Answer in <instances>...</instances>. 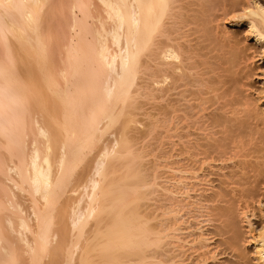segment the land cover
Wrapping results in <instances>:
<instances>
[{"label": "bare ground", "instance_id": "1", "mask_svg": "<svg viewBox=\"0 0 264 264\" xmlns=\"http://www.w3.org/2000/svg\"><path fill=\"white\" fill-rule=\"evenodd\" d=\"M186 2L0 0V264H156L164 237L174 252L187 243L198 252L188 262L169 254L170 264H264V68L251 62L254 44L219 22L246 20L264 59V0ZM187 8L199 15V53L190 39L176 42L193 23L185 18L192 11L181 13ZM181 16L187 24L179 27ZM196 53L199 176L188 178L199 179L197 232L182 227L180 213L194 198L186 184L178 196V180L172 188L158 182V157L152 167L142 162L151 152L139 138L154 123L150 132L137 124L146 100L187 84ZM156 191L172 200H159V225L146 199L165 198Z\"/></svg>", "mask_w": 264, "mask_h": 264}, {"label": "rangeland", "instance_id": "2", "mask_svg": "<svg viewBox=\"0 0 264 264\" xmlns=\"http://www.w3.org/2000/svg\"><path fill=\"white\" fill-rule=\"evenodd\" d=\"M187 0H185V2H186ZM187 2H191V0H188ZM186 2V3H187ZM192 2L194 3V0H192ZM197 2H199V1H196L195 3H197ZM195 5H197V4H195ZM197 6H191V7H189V8H192V9H195ZM198 8V7H197ZM196 8V9H197ZM192 9H191V11H192ZM184 10H187V11H184ZM182 11H184V12H186V13H184V12H182ZM190 11V9H189V13L191 12ZM193 12V11H192ZM191 12V16H190V19H189V16H188V18H187V16H185L184 14H187V15H190L189 13H188V8L187 9H182L181 10V13L185 16V18L187 19H185L186 21H187V23L189 22V24H191L190 22L192 21L193 23H195L194 25H193V23H192V25H189L188 27H187V23H186V21L184 20V16L182 17L183 19H179V20H181L179 23H180V25H179V23H178V25H179V27H181V24L185 21V23H183V26L184 25H186V27H185V29H184V27L182 28V30L183 31H185V30H187L185 33L184 32H182V31H178V29H179V27L178 26H176V28H175V30H176V33H174V35L176 36L177 35V31H178V33L180 34V36H181V38L182 39H180L179 37V40H177V36H179V34L176 36V42H178V41H180V43L182 44L183 42V44L182 45H185V44H187V42L189 41H187V39H190V42H188V44H192L193 43V45H197L196 47H197V49H195V46H193V48H194V52H195V50H197L196 52L197 53H199V42H197V44L195 43V41L197 40V41H199L198 39H199V36H198V34H199V23L197 22L198 20H199V15H197V14H195L194 12V14L195 15H197V17H195V20H193V13ZM197 13V12H196ZM199 14V13H198ZM231 16H228L227 18H225L226 20H224V19H220L221 21H219L220 23H222V24H226V26H227V28L229 29V30H232V31H236L237 32V34H238V36L239 37H241L242 39L244 38V40L245 41H248V42H245V44L246 43H248V44H246V45H249V46H251V47H253L252 45L254 44V47L252 48V49H250V51H249V53H255L254 55H256L255 56V58H254V60L252 61L251 60V62H253V64H254V62L255 63H257V64H255V66L256 67H259L260 66V68L259 69H263L264 68V59L263 58H261V54H259L258 52L261 50V44L259 43V42H256V38L252 35V34H249V29H250V26L248 25V22L246 21V20H243L242 19V21H241V19H237V18H233V17H231ZM197 18V19H196ZM233 18V20H231ZM188 19H189V21H188ZM235 19H237V20H235ZM183 20V21H182ZM191 20V21H190ZM229 20V21H228ZM239 20V21H238ZM223 21H225V22H223ZM236 21V22H235ZM241 21V22H240ZM231 22V23H230ZM195 27V26H198V27H195V28H198V29H196V31L197 32H195V30L193 31L192 29H195V28H191V27ZM177 27H178V29H177ZM187 28V29H186ZM191 28V29H190ZM222 28V27H221ZM179 30H181V29H179ZM192 31V32H190L189 33V31ZM195 34H197V35H195ZM241 32V33H240ZM183 33H184V35H187V36H185L184 37V35H183ZM187 33V34H186ZM191 33L194 35H191ZM241 34V35H240ZM189 35H191V36H189ZM175 36H174V38H175ZM189 36V37H188ZM193 38H195V39H193ZM249 38V39H248ZM193 39V40H192ZM248 39V40H247ZM184 40V41H183ZM192 40V41H191ZM187 41V42H186ZM194 41V42H193ZM192 42V43H191ZM259 43V44H258ZM256 45V46H255ZM256 49V50H255ZM253 50H255V52H253ZM191 53H193V52H191ZM197 53L196 54H189V56H190V58L188 59V61L190 62L191 61V58H192V60L193 61H191V64L193 63V62H196V64H197V61H198V65H194V64H192L193 66H195L194 68H193V70H191V72L192 71H194V69H195V72H192V74H191V72L189 71V73L190 74H188L187 76H184V78L186 77V78H188V80H189V76H190V78H191V76H193L192 78H191V80H195V84H193V81L191 82L190 80L188 81L187 80V84H183V83H185L186 82V80L185 79H183V83H181V81L182 80H179V81H177L178 83H179V85L181 84V85H183L182 86V88H184V89H182V88H180V87H178L179 85H178V83L176 84V86H175V88H172L173 90H175V89H177L176 87H178L179 89H177V90H175L174 92L171 90H167V91H170L169 93H162L161 92V94H163L164 96H167V98L169 97V99L167 100V98H161V100L159 99L157 102H159V103H161L162 104V107L161 106H159V103H157V102H154L153 101V103L154 104H152V102H147V100H146V102H144L143 104L145 105H143L142 104V106H144V109H143V107H142V109H141V114H143V115H149V114H151L150 112H152V115H151V118H150V115H149V117H147L146 115H145V119H144V116L143 115H140L139 114V116H137L138 117V119H139V123H137L138 125L139 124H141V122H143L139 127H138V129L140 130V127H141V129H143L144 128V130L146 129V128H152V126L154 125V127L152 128V131H151V128L149 129V132H150V136L149 135H147V134H145V133H143V134H145V135H147V136H144L145 137V142L144 141H142V140H140V138H139V141H140V144L142 145H140L141 147H142V149H145L146 150V148H145V146L144 145H146L147 146V144H148V146H150V149H149V147L147 148V152H151V154L150 153H147V154H149V157H148V155L147 154H145V156L143 157L144 158V160H142V162L145 164L146 163V161H147V163L146 164H149V165H151V167H152V163L150 164V163H148V162H153L152 160L154 159L155 160V158L156 159H158V160H156L155 162H157V161H161V162H157V163H155V162H153V164L155 165H157V169H159V173H158V175H159V177L160 178H158L159 180H158V182L160 183V184H162V182L161 181H164L163 182V185H167V186H169L170 188H172V190L174 191V187H175V192H177L178 191V189H179V193H177L176 195H178V196H180L181 195V191H183V190H188L189 191V194L191 195V196H193L194 198L193 199H190L191 201H190V203H188L186 206H188V207H185L184 209H182V211H181V213H180V215H184L183 216V218H182V220H183V223H182V227H184V228H187L188 226L189 227H191L190 225L192 224V225H194L193 227H195V225H197L194 229H193V227L190 229L189 227V230H191V231H195V232H197V231H199V228H197L198 226H199V182H198V180H197V182H196V180H192V179H189L188 177H190V175L191 176H193V175H198L199 174V167L198 166H196V165H199V155H198V153H199V139H197V138H199V124L197 125V123H199V90H197V89H199V72H198V67H199V56L197 55ZM197 57H196V56ZM260 55V56H259ZM194 57H196V58H194ZM196 60V61H195ZM198 66V67H197ZM262 66H263V68H262ZM196 69H197V71H196ZM257 71V70H256ZM261 72H262V70L261 71H259L258 70V72H257V76H259V78H257L256 76H255V78L253 79V81L255 80V82H256V84H258L257 86L259 87L260 85H262L261 83H263V81H262V76H261ZM193 73H194V75L197 73L198 74V76H197V74L195 75V77H197V79L194 77V75H193ZM261 76V77H260ZM194 78V79H193ZM261 79V80H260ZM258 80H260V81H258ZM197 81V82H196ZM188 82H191V83H189L188 84ZM258 82V83H257ZM151 83H152V81H151ZM196 83H198V84H196ZM260 83V84H259ZM192 84V85H191ZM180 85V86H181ZM187 85V86H186ZM193 86V91H192V88L191 87H189V86ZM185 87H188L189 89H186ZM197 87V88H196ZM180 89H181V91H180ZM184 90V91H183ZM185 90H187L188 92H189V94H190V92L194 95V92H195V96L193 97V95H191L190 94V97H189V94L187 93V91H185ZM191 90V91H190ZM149 91V90H148ZM177 91H178V93H177ZM184 94V101L181 103V101L183 100V98H182V96H180L181 94ZM183 92V93H182ZM149 93V92H148ZM174 93H176L178 96H180V98H182V100L179 98V97H177V99H176V97H175V95L176 94H174ZM155 94H159V92L157 91ZM167 94V95H166ZM169 94V95H168ZM174 94V95H173ZM198 94V95H197ZM171 95H173L171 98H170V96ZM176 95V96H177ZM187 95V96H186ZM163 96V97H164ZM186 96V97H185ZM174 97V98H173ZM197 97V98H196ZM173 98V99H172ZM179 98V99H178ZM186 98V99H185ZM163 99H164V102H163ZM172 99V100H171ZM190 100V102H188L189 100ZM171 102H170V101ZM174 100V101H173ZM177 100H180V101H178V103L177 102H175V101H177ZM185 100H186V102H185ZM195 100H196V102H195ZM198 100V101H197ZM161 101V102H160ZM165 101H167V102H165ZM192 101V102H191ZM173 102V103H172ZM184 102L186 103V104H184ZM198 102V103H197ZM155 103H156V105H155ZM167 103H168V106H167ZM172 103V104H171ZM176 103V104H175ZM190 103V104H189ZM158 104V105H157ZM150 105V106H149ZM166 105V106H165ZM170 105V106H169ZM175 107H174V106ZM180 105L182 106V108L180 107ZM185 105V106H184ZM198 105V106H197ZM197 106V107H196ZM150 107H151V109H150ZM166 107V108H165ZM167 107H169L168 108V110H166L167 109ZM158 109V113L160 112L161 114H162V112H163V119L161 118V116H160V113H159V115H157L156 114V112H157V109L156 110H153V109ZM174 108V109H173ZM176 108V109H175ZM193 108V109H192ZM146 109V110H145ZM165 109V110H164ZM172 109V110H171ZM196 109V110H195ZM147 111V112H145V111ZM160 110V111H159ZM171 110V111H170ZM177 110H179L178 112H177ZM185 110V111H184ZM164 111H165V113H164ZM194 111V112H193ZM149 112V113H148ZM156 114V115H154V113ZM167 112H169L170 114H168ZM172 112H174V115L172 114ZM177 112V113H176ZM181 112H184V113H181ZM193 112V113H192ZM196 112V113H195ZM148 113V114H147ZM191 113V114H190ZM171 114H172V116H174V117H172L171 116ZM177 114V115H176ZM182 114V117H180V115ZM186 114V115H185ZM168 115V116H167ZM170 115V116H169ZM176 115V116H175ZM191 116V118L189 117V116ZM194 115V116H193ZM142 116H143V118H142ZM152 116H153V118H154V120H153V118H152ZM164 116L166 117V118H168L169 120H164V119H166V118H164ZM179 116V117H178ZM183 116H184V119H183ZM140 117V118H139ZM157 117V118H156ZM142 118V119H141ZM155 118H156V120H155ZM147 119H149V120H147ZM161 119V120H160ZM172 119V120H171ZM180 119H182V120H180ZM189 119H190V121H189ZM142 120V121H141ZM153 120V122H151ZM157 120H159V121H157ZM166 121V123L164 122V121ZM180 120V121H179ZM160 121H162V123H160ZM176 121V122H175ZM147 122V123H146ZM164 122V123H163ZM150 123H154L153 125L151 124V125H149ZM155 123L157 124V125H155ZM171 123V124H170ZM144 124V125H143ZM147 124V125H146ZM166 124V125H165ZM187 124V125H186ZM143 125V126H142ZM161 125V126H160ZM165 125V126H164ZM196 125V126H195ZM145 126V127H144ZM147 126V127H146ZM157 126V127H156ZM162 127V128H160V127ZM168 129H167V128ZM166 129V130H164V129ZM172 128V129H171ZM186 128H187V130H186ZM155 129L158 131H155ZM160 129H162V131L160 130ZM148 130V129H147ZM169 130V131H168ZM139 132H141V130L139 131ZM142 132H143V130H142ZM144 132H146V130L144 131ZM160 132H162V133H160ZM166 132V133H165ZM192 132V133H191ZM196 132V133H195ZM138 133V132H137ZM165 133V134H164ZM172 133V134H171ZM186 133V134H185ZM189 133V134H188ZM139 134V133H138ZM137 134V135H138ZM142 134V133H141ZM142 134V135H143ZM156 134V135H155ZM196 134V135H195ZM154 135V136H153ZM167 135V136H166ZM170 135V136H169ZM176 135V136H175ZM139 137H140V135H138ZM157 136V137H156ZM161 136V137H160ZM164 136V137H163ZM168 136H169V138H168ZM142 137V136H141ZM144 137H142V138H144ZM147 137V138H146ZM163 137V139H161ZM166 137V138H165ZM187 137V138H186ZM149 138V139H148ZM152 138V139H151ZM160 138V139H159ZM184 138V139H183ZM154 139V140H153ZM170 139V140H169ZM180 139H182L181 141H180ZM187 139H188V141H187ZM156 140V141H155ZM158 140H160V141H158ZM163 140V141H162ZM139 141H137L136 140V142L139 144ZM158 141V144L156 143ZM165 141V142H164ZM157 144V145H155V143ZM177 142V143H176ZM136 143V144H137ZM151 143H153V144H151ZM159 143H160V145H159ZM163 143V144H162ZM173 143V144H172ZM176 143V144H175ZM194 143V144H193ZM196 143V144H195ZM137 144V145H138ZM166 146H165V145ZM151 145H153V147H155V148H152L151 149ZM162 145H163V147H162ZM140 146L138 147L139 148V150L141 151L142 149L140 148ZM165 146V147H164ZM137 147V146H136ZM156 147H158L159 149H160V151L163 153V155L161 154V152L159 151V149L157 148L156 149ZM191 147V148H190ZM137 148V149H138ZM163 148V149H162ZM165 148H166V152L168 153V154H175V156H173L172 155V157H171V155H168L167 153H166V155H165ZM153 149H155V150H153ZM183 149H184V151H183ZM148 150H150V151H148ZM152 150V151H151ZM157 150V151H156ZM168 150H170V153H169V151ZM182 150V151H181ZM192 152H191V151ZM198 150V151H197ZM139 151V152H140ZM155 151V152H154ZM164 151V152H163ZM187 151V152H186ZM182 152V153H181ZM198 152V153H197ZM155 153V154H154ZM156 153H157V155H156ZM186 153H188V154H186ZM146 155H147V157H146ZM160 157H159V156ZM165 155V156H164ZM183 155V156H182ZM190 155V156H189ZM152 156H154V157H152ZM164 156V157H163ZM168 156H170V158L168 157ZM194 156V157H193ZM158 157V158H157ZM163 159H162V158ZM168 158V159H166L167 160V163H166V160L164 159V158ZM193 157V158H192ZM152 158V159H151ZM160 158H161V160H160ZM150 159V160H149ZM176 160L177 159V162L176 161H174V160ZM191 159V160H190ZM163 160V161H162ZM193 160L195 161V162H193ZM172 161V163H170ZM181 161V162H180ZM162 162H163V164H162ZM164 162H165V164H166V166H165V164H164ZM178 162H180V163H178ZM158 163L159 164H161V166H159L158 165ZM169 163H170V165H169ZM174 163H176L177 165H174ZM171 164H173V165H171ZM179 164H182V165H179ZM191 164H192V166H191ZM153 165V166H154ZM155 165V166H156ZM167 165H169V166H167ZM155 166L153 167V168H155ZM182 168H181V167ZM186 166V167H185ZM190 166V167H189ZM145 167H146V165H145ZM148 167H150V166H148ZM165 167H168L167 169H165ZM171 167H173L172 169H169V168H171ZM176 167V168H175ZM188 167V168H187ZM194 169V170H192V168ZM153 168H152V170H153ZM161 168V169H160ZM177 169L178 168V173H176L177 171H175V170H173V169ZM181 168V169H180ZM183 168H186V170L185 169H183ZM148 169V168H147ZM163 169H165V171L167 172H164L163 171ZM151 170V169H150ZM150 170L148 169V171L150 172ZM151 170V171H152ZM161 170L163 171V172H161ZM185 170V171H184ZM190 170V171H189ZM147 171V172H148ZM180 171H184V173L182 172H180ZM192 171V173L191 174H189L190 172ZM148 172V173H149ZM187 172V173H186ZM156 173H157V171H156ZM163 174V175H160V174ZM174 173V174H173ZM197 173V174H196ZM168 174H170L171 176H169ZM178 174H183L182 176L184 177L185 175H187L186 177H184V179H183V177L182 176H180V175H178ZM174 176V179H172V177ZM175 175H176V177H175ZM165 176H166V178H165ZM199 176V175H198ZM163 178V179H162ZM170 178V179H169ZM177 178H179L180 179V181H179V179H177ZM167 179V180H166ZM172 180V181H171ZM179 182H178V181ZM169 181V182H168ZM177 181V182H176ZM184 181V182H183ZM189 181V182H188ZM176 182V183H175ZM164 183H166V184H164ZM171 183V184H170ZM173 183H175L176 185L174 186V184ZM188 183V184H187ZM197 183V184H196ZM173 184V185H172ZM181 185V186H178V185ZM185 185V186H187V189H183V190H181V188H182V185ZM190 184H192V186L190 185ZM171 185H172V187H171ZM183 185V186H184ZM184 186V187H185ZM194 186V187H193ZM177 187H179L178 189H177ZM192 187V188H191ZM191 188V189H190ZM198 188V189H197ZM177 189V190H176ZM193 190V191H192ZM158 191H156V193H157ZM161 192V193H160ZM197 192V193H196ZM148 193H149V191H148ZM155 193V192H154ZM155 193V194H156ZM195 193H196V195L198 194V196H196L195 195ZM153 194V193H152ZM154 194V195H155ZM157 194H159L160 196H163L165 193L163 192L162 193V191H159ZM161 194H163V195H161ZM167 194V193H166ZM165 194V195H166ZM164 195V196H165ZM147 196H149L150 198H151V202H150V198L148 197V198H146L147 200H148V202H149V204L151 203L152 204V206H151V204H150V207H149V209L151 208L152 209V211H150V214H152L151 216H153V215H155L154 217V220H153V222L156 220V219H159L160 220V222L159 221H155V223L157 224L158 222V225L159 224H161V222H162V220H163V218H164V215L162 214V213H164V210H162L163 208H162V206L164 205V204H170L171 203V199L166 195L165 196V198L163 199H161V198H158L159 196L157 195H155L156 196V198L158 199H156L157 201H156V203H155V201H154V196H151V193L150 194H148ZM153 197V198H152ZM170 199V200H167L168 198ZM167 198V199H166ZM197 198V199H196ZM167 200V202H166V200ZM147 200H146V202H147ZM159 200H160V203L161 202H164V200H165V202L163 203V205L161 206V204L159 203ZM162 200V201H161ZM196 200V201H195ZM194 201V202H193ZM195 202H197L198 203V205L195 203ZM157 203H159L158 204V206L156 205ZM195 203V204H194ZM154 204V205H153ZM190 204V205H189ZM196 205V206H195ZM198 206V207H197ZM160 207V208H159ZM164 207V206H163ZM194 207V208H193ZM150 209V210H151ZM160 209V210H159ZM196 209V210H195ZM158 211H160L159 212V215L157 214L158 213ZM157 212V213H156ZM153 213H155V214H153ZM158 215V216H157ZM186 215V216H185ZM196 217V218H195ZM186 218V219H185ZM162 219V220H161ZM255 221V220H254ZM190 223V224H189ZM198 229V230H197ZM189 230H186V231H183V233L184 234H187L188 232H190ZM165 238V237H164ZM163 238V241L161 242V245H162V253L165 251V253H164V256H162V260H164V261H162L161 259H160V257L161 256H159V257H157L158 259H156V257L154 258V259H156V264H157V261L158 260H160L158 263L159 264H170V262L168 261V256H170L169 254H171V256L170 257H172L173 255H175L174 253H179L178 252V248H177V251L176 252H174V249L176 250V248H175V244L173 245V243H171V239L169 238V237H167V238H165L164 239ZM169 241H168V240ZM166 240H167V242H166ZM165 242V243H164ZM170 243V245H169V243ZM167 243H168V245H167ZM165 244V245H164ZM185 244V243H184ZM171 246V247H170ZM174 246V247H173ZM192 246H193V244L192 243H187L186 245H184L183 246V248L182 247H180L184 252H180L179 254H180V256H181V258H180V256L179 257H176L175 259L177 260L178 258L179 259H181V260H183V258H185L186 259V261L188 262L189 260L191 261V259H193L194 258V260H195V258L197 259V254H198V252H195L196 251V249L195 248H192ZM167 247H170L171 249H172V251H171V249L169 248H167ZM187 247V248H186ZM194 247V246H193ZM253 247V246H252ZM165 250H164V249ZM189 248V249H188ZM181 249H180V251H181ZM192 250V252H191V250ZM189 250V251H188ZM167 251V252H166ZM186 252V253H185ZM165 254H166V256H165ZM173 254V255H172ZM183 254H184V256H183ZM191 254V255H190ZM187 257V258H186ZM178 259V260H179ZM153 261V260H152ZM151 261V262H152ZM150 262V263H151ZM153 262H155V261H153ZM167 262V263H166ZM139 264V262H136L135 264ZM151 264H154V263H151Z\"/></svg>", "mask_w": 264, "mask_h": 264}]
</instances>
